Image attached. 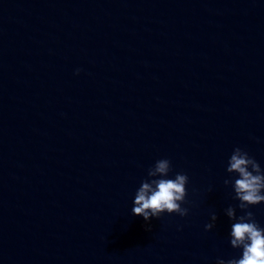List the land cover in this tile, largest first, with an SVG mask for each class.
<instances>
[{
	"label": "water",
	"instance_id": "1",
	"mask_svg": "<svg viewBox=\"0 0 264 264\" xmlns=\"http://www.w3.org/2000/svg\"><path fill=\"white\" fill-rule=\"evenodd\" d=\"M236 146L264 167V0H0V264L238 255ZM160 158L189 213L149 228L132 200Z\"/></svg>",
	"mask_w": 264,
	"mask_h": 264
},
{
	"label": "clouds",
	"instance_id": "2",
	"mask_svg": "<svg viewBox=\"0 0 264 264\" xmlns=\"http://www.w3.org/2000/svg\"><path fill=\"white\" fill-rule=\"evenodd\" d=\"M81 69L77 68L78 75ZM225 171L227 176L223 184L230 189L235 204H228L223 214L228 218L230 227L228 241L238 255L224 258L218 256L215 264H264V224L251 210L264 204V167L244 148L236 146L229 155ZM172 173V164L168 158H160L147 169L134 193L131 213L141 216L149 224L153 218L165 213L187 216L189 208L184 207L187 196L189 176L184 172ZM239 210V211H238ZM218 214L213 211L205 231L216 227ZM182 226H178V230Z\"/></svg>",
	"mask_w": 264,
	"mask_h": 264
}]
</instances>
